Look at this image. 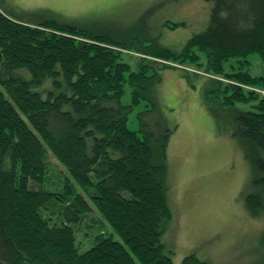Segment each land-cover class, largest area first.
<instances>
[{
    "label": "trees",
    "instance_id": "1",
    "mask_svg": "<svg viewBox=\"0 0 264 264\" xmlns=\"http://www.w3.org/2000/svg\"><path fill=\"white\" fill-rule=\"evenodd\" d=\"M204 1L208 23L179 51L156 38L132 50L111 28L26 24L0 10V264H172L161 242L172 221L170 130L139 136L127 127L141 99L150 106L141 113L156 109L146 86L165 69L204 67L223 78L207 93L225 109L257 101L236 120L259 176L246 208L264 211V94L252 90L264 76L244 69L250 54L264 61V0ZM124 51L138 54L134 70ZM127 86L131 102L122 104ZM81 231L90 232L85 249ZM181 264L208 263L189 254Z\"/></svg>",
    "mask_w": 264,
    "mask_h": 264
},
{
    "label": "rangeland",
    "instance_id": "2",
    "mask_svg": "<svg viewBox=\"0 0 264 264\" xmlns=\"http://www.w3.org/2000/svg\"><path fill=\"white\" fill-rule=\"evenodd\" d=\"M209 8L204 0H0V10L20 23L55 22L95 31L111 28L113 36L130 43L132 50L133 43L147 44L156 38L179 51L188 37L206 27ZM166 22L183 24L171 28ZM124 52L131 55L124 59L134 70L138 54ZM247 60L244 69L249 74L264 76V61L258 55L250 54ZM201 62L205 63L204 53ZM187 69L161 71L160 81L147 85L145 91L156 109L141 113L150 108L145 106L149 101L141 99L127 121L139 136L170 130L164 183L172 221L161 242L171 252L172 264H181L189 254L208 264H264V211L251 215L245 201L259 193L255 183L259 176L236 120L240 112L254 111L257 101L225 109L207 93L225 80L204 67L195 73ZM226 71H230L228 63ZM258 87L264 91V84ZM130 102L127 86L121 103ZM93 217L106 234L118 239L96 212ZM76 237L81 249L89 247L90 232L81 231Z\"/></svg>",
    "mask_w": 264,
    "mask_h": 264
},
{
    "label": "built area",
    "instance_id": "3",
    "mask_svg": "<svg viewBox=\"0 0 264 264\" xmlns=\"http://www.w3.org/2000/svg\"><path fill=\"white\" fill-rule=\"evenodd\" d=\"M250 89H251V88H250ZM252 90L257 91V92H259V93H261V94H264V91H263V90H259V89H256V88H253Z\"/></svg>",
    "mask_w": 264,
    "mask_h": 264
}]
</instances>
